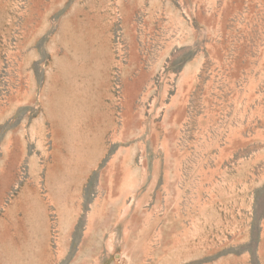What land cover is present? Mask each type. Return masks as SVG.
<instances>
[{"label":"rangeland","instance_id":"374dc122","mask_svg":"<svg viewBox=\"0 0 264 264\" xmlns=\"http://www.w3.org/2000/svg\"><path fill=\"white\" fill-rule=\"evenodd\" d=\"M0 264H264V0H0Z\"/></svg>","mask_w":264,"mask_h":264}]
</instances>
